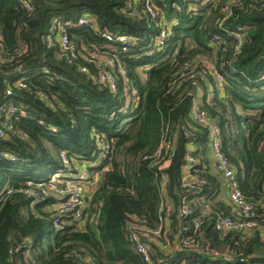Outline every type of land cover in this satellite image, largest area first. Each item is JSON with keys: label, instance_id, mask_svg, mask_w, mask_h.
Here are the masks:
<instances>
[{"label": "trees", "instance_id": "16d2710c", "mask_svg": "<svg viewBox=\"0 0 264 264\" xmlns=\"http://www.w3.org/2000/svg\"><path fill=\"white\" fill-rule=\"evenodd\" d=\"M25 1L30 11L20 0H0V121L9 108L15 111L0 137V155L15 158L0 157V264H146L131 246L127 223L133 218L153 229L160 225L161 171L153 164L162 139L172 151L162 170L170 210L160 241L170 247L149 243L152 264H264L260 233L242 239L214 228L217 215H235L218 199L209 126L192 113L201 92L197 105L218 130L239 193L264 219V0H210L195 13L186 10L196 0L157 1L163 19H177L158 50L150 42L156 21L142 3L137 17L132 0ZM84 17L93 23L77 26ZM53 19L72 24L64 27L77 55L71 64ZM50 31L55 35L48 40ZM102 33L127 35L136 44L109 45ZM91 50L115 61L108 69L116 92L97 82L98 61H85ZM206 63L221 76L222 92ZM16 68L24 89L15 85ZM130 87L140 101L124 111ZM98 139L107 146L104 158L98 157ZM190 149L194 189L181 186ZM61 153L71 166L84 163L89 178L98 177L82 211L60 214L51 209L60 202L54 193L40 199L25 193L27 182L47 183L62 169ZM183 236L194 241L190 248L180 246Z\"/></svg>", "mask_w": 264, "mask_h": 264}, {"label": "built area", "instance_id": "2783aa9c", "mask_svg": "<svg viewBox=\"0 0 264 264\" xmlns=\"http://www.w3.org/2000/svg\"><path fill=\"white\" fill-rule=\"evenodd\" d=\"M162 0H132V5H134V16H139V13L136 10V7L141 4L143 7V12L147 13L152 19V21H156L155 30H154V37L150 39V42L153 43V48L155 50L160 49L165 40L169 37L171 27L176 24L177 19L172 17L169 21H166L162 18L159 8L156 6V2ZM210 0H196L190 4V7L187 12L195 13L198 11V7L204 5L205 3L209 2ZM234 2L237 0H233ZM21 3L24 4V8L28 11L31 10L30 5L25 0H20ZM228 7V6H227ZM225 9H229V8ZM224 9V10H225ZM222 10L223 13L225 11ZM93 23L92 20H88L87 18H80L77 22V26H90ZM72 24L65 23L61 24L57 19H53L52 27L55 30L57 40L59 42L60 50L62 52H70V58L67 59V63L71 64L72 59L74 60L77 55L74 53V49L70 45L68 37L66 35V31L64 27L68 28L71 27ZM52 30V28H51ZM55 34L50 31V35L48 36V40L51 36ZM101 37L109 43V45H127L132 47L136 44V39L123 35V34H110V33H102ZM234 38L239 45L241 43V37L239 34H235ZM1 46V40H0ZM89 58H85V61L92 62L98 61L96 65V69L98 70V79L97 82L101 85H106L110 91L116 92L117 91V83L112 75V70L108 68H112L115 61L106 60L103 56L96 53V51H90ZM103 63V65H102ZM206 68L208 72L213 76L216 82V88L219 92L223 91V80L221 76L215 71L213 65L206 63ZM45 72V71H44ZM80 72H86V67H81ZM121 74L124 75V71H120ZM16 73L19 76L17 81L15 82L16 87L24 89L25 85V77L22 75V70L16 68ZM192 75L188 76L187 79H191ZM6 95L10 94V90L7 89L5 92ZM140 101V96L135 87H130L129 90L127 89L124 92L123 97V109L126 111L127 109L135 108ZM14 110L9 108L7 113L5 114L4 120L0 121V137L5 135V130L11 128V124L9 122V117L14 114ZM192 113L194 114L198 123L208 125L209 126V141H208V151L211 152L214 156L213 160V168L215 174L222 178L223 182L226 184L227 194L225 197V202L229 205L232 209V213L235 215V218L223 217L217 215L215 217L214 228L218 232H227V231H235L237 232L242 239H245L249 236L254 235L255 233H260L264 237V219L259 218L257 214V209L252 204L246 203L241 194L239 193L234 169L230 165L227 157L221 152L220 150V139L218 136V130L212 124H209L207 119L204 116V113L200 111L197 101H193L192 105ZM168 130V125L163 127V131L166 132ZM260 149L263 151V158H264V144L260 146ZM96 150L98 152L99 158H104L105 153L107 150V146L103 141L98 139L96 141ZM172 146L169 142L162 139L160 147L156 151L155 158L157 162H154L153 166H157V170L161 171L160 174V185H161V197H165L163 184L165 182V176L162 173V170L168 163V156L171 154ZM186 155V163L182 167L181 170V186L187 189H194L197 186L196 177L190 173L191 164L194 163L193 158L190 155V152ZM0 157L9 159L12 162H15V158L13 156L7 154H1ZM60 161L62 164V169L59 172L52 174L47 183L41 184H33L31 182H27L26 186L27 189L25 193L28 197H32L34 199H40L48 195L50 192L54 193L58 196L60 202L56 203L51 207L52 210L57 211L60 214H65L66 212L77 210L82 211L86 207V198L91 196L92 194L87 193V188L84 186L83 182L87 181V172L82 175H77L74 172L73 167L71 166L70 161L66 157L64 153L60 154ZM202 181V180H200ZM202 183V182H200ZM222 193L221 188H219V195L220 197ZM162 197L161 204L158 209L160 225L159 227L153 229L146 225L138 224L137 221L133 218L129 220L127 223V231L129 233V241L131 243L132 248L138 253L143 261L146 264H152L151 261V252L149 243H153L157 246H162L165 248H169L170 245L166 240H161V236L163 234V229L167 223V213L170 210L169 204L164 200ZM187 206L183 205L181 208V213L186 215L188 213ZM165 216H164V215ZM209 214L207 209L202 210V215L206 217ZM58 221V220H57ZM198 226V223H195V227ZM194 244L192 239L186 238L183 236L180 240V246L182 245L183 248H190ZM11 253V251L9 252ZM24 255V253H22Z\"/></svg>", "mask_w": 264, "mask_h": 264}, {"label": "crops", "instance_id": "0c3cea01", "mask_svg": "<svg viewBox=\"0 0 264 264\" xmlns=\"http://www.w3.org/2000/svg\"><path fill=\"white\" fill-rule=\"evenodd\" d=\"M201 92H197L195 98L197 100H199L200 98V94ZM196 100V101H197ZM208 159H209V162H210V170H211V173L215 174V171H214V168H213V160H214V156L211 152L208 153ZM73 170L74 172L77 173V175H82L84 173L87 172V169H86V166L84 163H75L73 166ZM216 175V174H215ZM87 181H86V185H89V184H96L95 188H90V193L92 194L93 192H95L96 190V187H97V183H98V177L97 176H93L91 178H89V174L87 172ZM218 179H219V182H220V188L222 190V193L220 195V197L218 198L219 200H221V202H225V197H226V194H227V189H226V184L223 182L222 178L217 176ZM97 182V183H96Z\"/></svg>", "mask_w": 264, "mask_h": 264}, {"label": "rangeland", "instance_id": "374dc122", "mask_svg": "<svg viewBox=\"0 0 264 264\" xmlns=\"http://www.w3.org/2000/svg\"><path fill=\"white\" fill-rule=\"evenodd\" d=\"M75 164V163H74ZM97 183V182H96ZM83 184H84V186H86V188H87V193L88 194H90V188H95V186H96V184L94 185V184H89V185H86V182H83ZM97 188V187H96Z\"/></svg>", "mask_w": 264, "mask_h": 264}]
</instances>
